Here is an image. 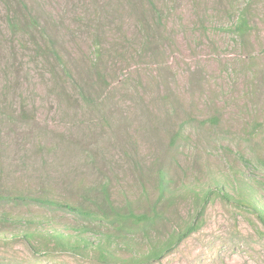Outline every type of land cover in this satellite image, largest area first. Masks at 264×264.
I'll return each mask as SVG.
<instances>
[{"label":"rangeland","instance_id":"374dc122","mask_svg":"<svg viewBox=\"0 0 264 264\" xmlns=\"http://www.w3.org/2000/svg\"><path fill=\"white\" fill-rule=\"evenodd\" d=\"M25 1L89 98L28 36L8 31L0 4V195L87 206V194L107 186L115 205L129 201L138 214L157 199L163 170L172 198L158 234L195 215L194 194L214 195L199 230L154 264H264L252 208L216 195L240 188L264 210V0H152L160 18L146 13L143 31L140 0ZM242 11L251 28L243 42L231 29ZM83 225L62 209L2 202L0 264H102L90 249L54 246L52 234L73 241ZM97 235L79 237L93 246ZM143 248L135 236L118 250Z\"/></svg>","mask_w":264,"mask_h":264},{"label":"trees","instance_id":"16d2710c","mask_svg":"<svg viewBox=\"0 0 264 264\" xmlns=\"http://www.w3.org/2000/svg\"><path fill=\"white\" fill-rule=\"evenodd\" d=\"M143 10H139L138 6H133L136 9L138 16V24L142 29H149L148 22L145 14H152L156 22L160 18V12L152 0H140ZM0 4L5 5L8 31L17 36L19 34L28 36L35 47L42 50V57L46 61H53L60 67L63 76L68 79L74 86V90H78V95L83 100H88L89 96L84 94L75 81L74 75L68 69L63 61V57L57 48V42L52 37L45 26L41 24L39 18L28 9L25 0H0ZM149 20V19H148ZM155 25V24H154ZM154 27H158L155 25ZM232 33L238 37L242 42L250 33L251 28L249 21L246 17V12L242 11L239 14L236 22L232 25ZM127 39V38H125ZM153 37L146 35L143 37L142 42L144 46H149ZM44 42L43 46L41 42ZM149 43V44H148ZM98 60L102 57L101 48L96 51ZM96 70V69H95ZM98 79L103 78L101 71L95 73ZM91 102V100H90ZM88 102V103H90ZM212 125L218 123L217 117H212L207 120ZM264 166V164H263ZM157 199L149 204L147 212L134 213L133 204L126 201L122 205H115L108 194L107 186H101L99 190H94L93 194H87L85 200L87 206L69 205L66 203L58 202L53 199L43 197H33L29 195H16V196H3L0 195V203L14 202L18 204L33 203L42 207H50L62 209L87 223L81 229V235L84 233L98 232V239L95 245H90L86 238L79 236L71 241L70 238L63 236L61 233L52 234L54 246L73 254L79 255L85 251H93L94 258L97 262L102 264H154L161 262L166 256L177 249L181 243L199 230L202 225L203 215L207 204L211 201L214 193L206 190L205 192L194 194L195 200L198 204L195 207V215L188 220H184L181 227L172 229L167 232L158 234L157 228L164 221L163 213L161 212V205L169 198V179L163 170L157 171ZM217 194L227 202H234L239 205H245L252 208L257 218L264 226V210L259 208L256 202L251 198L252 202L246 201L239 188L236 190V196H230L223 188H217ZM94 198V199H93ZM166 202V201H165ZM91 224V226H89ZM94 225V226H93ZM105 226V227H104ZM104 227L105 230L102 235L98 231ZM157 233V236L153 234ZM139 236L145 241V248L141 252L128 254L126 257L119 255V247L134 245V237ZM29 237V236H26ZM92 246V247H91Z\"/></svg>","mask_w":264,"mask_h":264}]
</instances>
